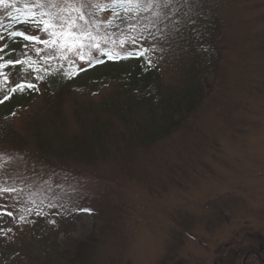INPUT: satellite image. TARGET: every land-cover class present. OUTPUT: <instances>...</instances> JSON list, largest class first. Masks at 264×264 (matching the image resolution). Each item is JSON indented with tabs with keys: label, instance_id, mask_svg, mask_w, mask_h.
Segmentation results:
<instances>
[{
	"label": "rangeland",
	"instance_id": "1",
	"mask_svg": "<svg viewBox=\"0 0 264 264\" xmlns=\"http://www.w3.org/2000/svg\"><path fill=\"white\" fill-rule=\"evenodd\" d=\"M198 1L217 19L223 39L218 42L220 55L198 58L203 63L201 71L205 70L200 85L204 103H198L189 115L187 126L148 146L130 145L118 136L120 132L126 135L135 123L123 114L100 117L112 125L104 148L121 152L118 157L115 153L95 156L89 166L74 162L62 167L55 160L45 166L33 160L35 166L28 174L25 167L29 158L0 153V164L6 165H0V189H13L0 191V264H41L44 252L40 251L48 238L51 241L45 245L55 240L63 245L69 239L85 243L95 238V251L87 245L89 262L87 259L83 264H92L91 260L99 264H216L219 248L222 255L227 249L231 257V252L256 244L259 237L264 240V0ZM8 3L7 8L0 5V29L7 13L18 7L32 8L34 20H47L43 12H57L51 3L69 6L61 15L73 19L78 13L71 11V6L83 13L85 6L93 5L87 8L91 17L85 16V21L94 25L89 28L91 37L61 35L57 29H48L46 34L36 31L34 20L14 30L49 41L44 44L17 37L20 40L3 53L10 54V48L22 63L0 68V118L26 134L33 111L51 106L42 94L46 88L40 80L45 72L62 66L82 69L101 52L117 54L130 46L122 45L109 31L120 18L119 13L103 8L117 4L113 0ZM37 3L46 6L36 7ZM121 4L139 12L152 8V18L157 16L159 0ZM83 23L77 20V24ZM178 30H172L173 44L178 41ZM52 31L58 34L51 36ZM189 42L186 50L191 51L196 41ZM5 44L0 42V48ZM185 58L166 55L165 63L159 66L162 74L174 78L171 86L178 89L188 84L180 77L184 63L188 64ZM17 85L25 87L12 92ZM73 93L72 99L62 103L70 129L77 127L80 107L94 109L100 97L107 96L100 93L82 98ZM112 131L118 133L114 138ZM3 149L9 150L0 147ZM125 155L128 160L120 166L119 157ZM34 212L45 218L40 222L39 217L33 219ZM34 252L41 255L32 259L29 254ZM17 254L23 255L22 260Z\"/></svg>",
	"mask_w": 264,
	"mask_h": 264
},
{
	"label": "trees",
	"instance_id": "2",
	"mask_svg": "<svg viewBox=\"0 0 264 264\" xmlns=\"http://www.w3.org/2000/svg\"><path fill=\"white\" fill-rule=\"evenodd\" d=\"M110 5L111 7L103 8L107 12L119 13L120 18L109 31H112V35L118 38L122 45L130 46V50L112 55L100 54L91 60V64L88 63L85 69L78 70L76 67L67 66L56 67L54 69L58 70L53 73L51 72L54 69L45 72V77L40 80L46 88L42 94L50 99L51 106L33 111L30 122L26 123V134L13 130L10 124L0 118V144L3 145L0 147L9 148L0 150V153L5 154L7 151L11 152V155H20V158H29L25 167L28 174L31 173L30 168L35 166L33 160L45 166L55 160L62 167H67L66 164L73 165L74 162L89 166L95 156L106 157L107 153H115L118 157L121 152L118 149L104 148L112 125L109 119L104 121L100 117L125 115L127 121L135 123L136 126L126 131V135L120 132L118 137L126 144L139 143L148 146L150 142L154 143L185 124L187 126L189 115H193L198 103L200 106L204 103V93L200 85H203L202 75L205 70L201 71L203 63L199 62L198 58L220 55L218 42L223 39V31L216 23L217 19L208 12L203 3L198 0H159L157 16L152 18L150 15L155 11L152 8L147 12H139L138 9L134 10L131 6L121 3ZM16 9L18 10L10 11V16L4 17L0 29V35L5 37L1 42H5L9 47H13L14 42L20 40L10 39L9 34L15 29L29 26L35 18L29 15L34 12L28 6ZM176 28L179 29V37L173 44L172 30ZM192 39L196 41L193 49L186 50ZM12 51L8 49L9 53ZM166 55L170 58L181 57V60L186 56L184 60H187L188 64L184 65L188 66L183 67L184 71L180 77L188 84L183 89L171 86V82H175L174 78L159 71V66L165 63L163 60ZM160 56L163 58L160 59ZM193 59L194 63L191 62ZM108 89L110 92H107ZM73 91L78 92L77 95L82 98L106 92L107 96L102 95L94 109L80 107L77 110L79 118L75 120L77 127L70 129L67 118L63 117L62 103L73 98ZM119 101L122 102L119 104ZM141 110L145 111L139 115ZM117 135L118 133L113 135V138ZM127 160L125 155L119 157L118 163L122 166ZM34 206L41 207L38 204ZM29 207L33 208V205ZM20 209L26 211L25 207ZM31 217L37 219L43 216L36 212ZM59 227L61 228V225H57V229ZM45 238L44 236L43 239ZM50 239H46L44 249L39 250L44 252L41 264H83L87 259L89 262L87 245L93 248L97 241L90 237L85 243L69 239V242L63 245H58L57 240L51 245H45ZM258 240L254 245L249 243L240 248V251L231 252V257L226 248L223 247L226 249L223 255L218 251L222 248H219L215 252L218 261L216 264H263L264 240L261 237ZM235 246L238 247L236 243ZM40 252L30 253L29 256H40ZM16 257L22 260L23 255L17 254ZM91 261L92 264H99L97 261Z\"/></svg>",
	"mask_w": 264,
	"mask_h": 264
},
{
	"label": "snow or ice",
	"instance_id": "3",
	"mask_svg": "<svg viewBox=\"0 0 264 264\" xmlns=\"http://www.w3.org/2000/svg\"><path fill=\"white\" fill-rule=\"evenodd\" d=\"M114 3H132V0H113ZM0 5H3L5 8L9 6L8 0H0ZM46 5H42L37 3L36 7H44ZM90 3L85 6V10L83 13H81V9L71 6L70 10L78 13L76 19H73L71 16H68L67 18L61 13L69 10V6H61L56 3H51V7L57 8L56 13H49V12H43L42 16H48L49 18L47 20L39 19L34 20V27L36 31H44L46 34H48V29H57L59 34L61 35H69V36H76L79 38V35H87L91 37V33L89 32L90 27H94V25H91L90 20L85 21V16L91 17L92 13L87 11L88 7H92ZM13 8H15V4L12 5ZM95 7H99V5H95ZM107 7H111V5H107ZM18 10V9H16ZM7 15H11V12L7 13ZM30 16L35 17V13H29ZM77 20L84 21L83 24H77ZM58 33L57 31H52L50 33L51 36H56ZM20 37L24 41H38L44 44H48V40H44L41 37H37L36 35H26L24 32H16L13 31L10 33V39L15 40V38ZM94 39V37H93ZM5 37L3 35H0V41H4ZM55 41H53L54 43ZM9 45L5 44L4 47L0 48V68H4L6 66H15L20 65L22 62L18 57L15 56L14 53H10L7 55H3L5 53L6 48H8ZM104 55H108V53H103ZM111 58V57H110ZM99 62V60L97 61ZM89 64H91V61H88ZM24 85H17L15 88H12L11 91L15 92L18 89H23ZM28 88H34L33 84H28ZM8 96H4V100H7ZM0 191H13V189H0ZM8 215H11V213H8Z\"/></svg>",
	"mask_w": 264,
	"mask_h": 264
}]
</instances>
